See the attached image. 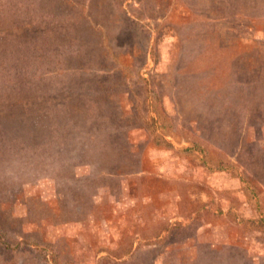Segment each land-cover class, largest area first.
<instances>
[{"label": "rangeland", "instance_id": "1", "mask_svg": "<svg viewBox=\"0 0 264 264\" xmlns=\"http://www.w3.org/2000/svg\"><path fill=\"white\" fill-rule=\"evenodd\" d=\"M55 253L264 264V0H0V264Z\"/></svg>", "mask_w": 264, "mask_h": 264}, {"label": "trees", "instance_id": "2", "mask_svg": "<svg viewBox=\"0 0 264 264\" xmlns=\"http://www.w3.org/2000/svg\"><path fill=\"white\" fill-rule=\"evenodd\" d=\"M54 256H55V259H54V261H53V264H56L57 263V258H58V255H56V253L54 254ZM59 262V261H58ZM154 263V262H153Z\"/></svg>", "mask_w": 264, "mask_h": 264}, {"label": "crops", "instance_id": "3", "mask_svg": "<svg viewBox=\"0 0 264 264\" xmlns=\"http://www.w3.org/2000/svg\"><path fill=\"white\" fill-rule=\"evenodd\" d=\"M153 264H156V261Z\"/></svg>", "mask_w": 264, "mask_h": 264}]
</instances>
